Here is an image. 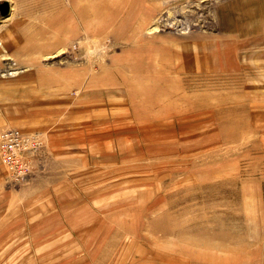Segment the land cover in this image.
<instances>
[{
  "label": "rangeland",
  "instance_id": "obj_1",
  "mask_svg": "<svg viewBox=\"0 0 264 264\" xmlns=\"http://www.w3.org/2000/svg\"><path fill=\"white\" fill-rule=\"evenodd\" d=\"M3 36L0 134L40 145L0 264H264V0H0Z\"/></svg>",
  "mask_w": 264,
  "mask_h": 264
},
{
  "label": "built area",
  "instance_id": "obj_2",
  "mask_svg": "<svg viewBox=\"0 0 264 264\" xmlns=\"http://www.w3.org/2000/svg\"><path fill=\"white\" fill-rule=\"evenodd\" d=\"M36 135L26 134L18 128L4 130L0 134V158L11 170L12 176L24 179L31 170L30 159L39 149Z\"/></svg>",
  "mask_w": 264,
  "mask_h": 264
},
{
  "label": "bare ground",
  "instance_id": "obj_3",
  "mask_svg": "<svg viewBox=\"0 0 264 264\" xmlns=\"http://www.w3.org/2000/svg\"><path fill=\"white\" fill-rule=\"evenodd\" d=\"M75 5L73 6L75 9H76V11L78 12L79 11V8H78V5H77V3H74ZM11 9V6L9 5V10ZM95 9V8H94ZM6 17V16H5ZM34 31V30H33ZM26 37V36H25ZM3 38L4 39H1L0 40V46L1 47H5V45H8V43H7V41H6V39H5V36H3ZM23 41V40H22ZM16 42H20V40H19V37L18 38H15L14 36L12 37V39H11V42H9V46H11L12 44H15Z\"/></svg>",
  "mask_w": 264,
  "mask_h": 264
},
{
  "label": "clouds",
  "instance_id": "obj_4",
  "mask_svg": "<svg viewBox=\"0 0 264 264\" xmlns=\"http://www.w3.org/2000/svg\"><path fill=\"white\" fill-rule=\"evenodd\" d=\"M104 50L100 47H89L87 50L86 55L88 57H97L101 52H103Z\"/></svg>",
  "mask_w": 264,
  "mask_h": 264
},
{
  "label": "water",
  "instance_id": "obj_5",
  "mask_svg": "<svg viewBox=\"0 0 264 264\" xmlns=\"http://www.w3.org/2000/svg\"><path fill=\"white\" fill-rule=\"evenodd\" d=\"M1 9H2V14L7 15L9 13V4L8 3L2 4Z\"/></svg>",
  "mask_w": 264,
  "mask_h": 264
}]
</instances>
